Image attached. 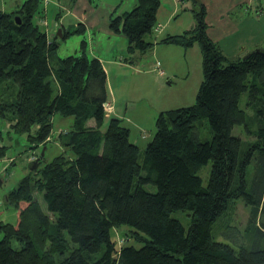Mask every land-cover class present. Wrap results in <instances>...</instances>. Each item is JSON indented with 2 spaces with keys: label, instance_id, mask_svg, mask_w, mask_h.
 <instances>
[{
  "label": "trees",
  "instance_id": "obj_1",
  "mask_svg": "<svg viewBox=\"0 0 264 264\" xmlns=\"http://www.w3.org/2000/svg\"><path fill=\"white\" fill-rule=\"evenodd\" d=\"M190 1L194 26L158 42L149 36L159 0H138L110 16L109 29L125 37L129 55L150 54L158 43L183 49L198 43L201 53L195 104L156 116L141 162L129 129L118 118L106 121V72L86 55L84 42L79 54L58 58L57 35L48 39L37 23L40 0L0 11V119L33 148L52 140L54 115L72 119L57 138L62 152L48 163L41 157L5 196L17 221L0 222V264H264V45L229 59L207 36L204 5ZM83 29H61V39ZM243 94L246 109L239 106ZM203 120L208 141L199 136ZM235 126L246 141L232 135ZM208 162L204 187L198 171ZM239 199L249 217L234 248L216 241L211 229ZM178 211L189 212L187 229L171 217ZM122 226L144 245L117 247L110 232Z\"/></svg>",
  "mask_w": 264,
  "mask_h": 264
},
{
  "label": "rangeland",
  "instance_id": "obj_2",
  "mask_svg": "<svg viewBox=\"0 0 264 264\" xmlns=\"http://www.w3.org/2000/svg\"><path fill=\"white\" fill-rule=\"evenodd\" d=\"M25 0H0V10L10 13L15 11ZM91 8L84 12L87 22L84 24L82 33H75L64 39L57 38L56 56L64 58L69 55L80 53L82 42H84V51L88 57L101 59L102 66L106 72L108 83V101H110L113 114L116 113L121 118V125L130 130V141H138L139 159L141 162L142 153L148 142L151 141L155 133L154 121L151 120L153 112L152 102L165 99V108L174 110L193 106L196 101V94L199 84L202 80L201 53L198 43H195L188 49L173 45L156 44L150 54L140 55L135 53L134 57L126 51V39L120 34L107 33L108 15L111 10L116 9L114 16L122 12L130 11L138 0H90ZM224 2L225 0H221ZM243 1V2H242ZM73 9H68L66 0H40L39 7L44 14V23L42 27L49 38L57 33L59 27L73 31L80 23L79 14L83 1L78 0ZM250 6L251 13L247 17L253 23L259 21L258 35H264V0H241L231 10L232 20L245 18L244 8ZM78 6L77 9H75ZM196 6L190 0H159V8L156 15V24L151 36L152 41L161 40L167 32L160 34L157 30L158 24L166 26L169 32L182 33L191 29L194 24L193 10ZM59 12V17L56 14ZM81 14V11H80ZM214 11L210 8L208 19L212 21ZM214 24V22L212 23ZM52 39V38H51ZM131 58V59H129ZM230 59V58H229ZM135 62L131 68L121 65L124 61ZM163 62L161 68L165 77L158 75L157 69L153 70L152 63ZM134 68H139L135 71ZM169 73H174L172 76ZM171 78V84L167 78ZM170 80V79H169ZM113 91V93H112ZM146 94V98H143ZM116 97V98H115ZM154 97V98H152ZM114 98V99H113ZM152 98V99H151ZM116 99V100H115ZM160 100V101H161ZM6 101V99H5ZM246 94L240 98L239 106L246 109ZM124 103H126L124 111ZM120 104H122L120 106ZM117 108L114 111V108ZM107 121V120H106ZM104 122L102 127L107 124ZM72 123L71 118H62L58 114L52 118V133L50 142L45 146L33 148L23 133L14 132L3 120L0 119V222L15 225L17 216L15 209L8 205L5 196L16 188L21 179L29 174L27 157L35 155L40 156L43 148L42 163H48L62 152V148L57 142L59 134L69 130ZM232 135L240 137L243 141L247 140V135L241 126H235ZM199 136L201 141L210 140V131L207 120H203L199 126ZM248 140H251L248 138ZM211 163L208 162L198 171V176L205 187L208 181V174ZM251 167L248 168L250 173ZM249 175V174H248ZM144 189L148 192H154L155 188L147 185ZM35 199L40 207L45 210V204L40 195L34 191ZM171 217L178 220L182 226L187 229L189 225V212L178 211L171 214ZM249 217V208L239 199L230 204L227 214L219 218L212 226L211 233L218 242L228 244L237 248L236 244L241 241L237 236L240 235L247 224ZM237 233V234H236ZM128 227H120L118 230L110 232V238L116 246H133L140 248L144 241L135 242L131 237ZM143 239H147L142 235ZM2 234L0 233V240ZM16 247V244L13 243Z\"/></svg>",
  "mask_w": 264,
  "mask_h": 264
},
{
  "label": "crops",
  "instance_id": "obj_3",
  "mask_svg": "<svg viewBox=\"0 0 264 264\" xmlns=\"http://www.w3.org/2000/svg\"><path fill=\"white\" fill-rule=\"evenodd\" d=\"M66 1L68 4V9H73L74 6H76L75 4L77 3L78 0H76L73 5H70L69 0H66ZM80 1H83V5L81 6L80 10L78 11V14H79L78 17H79V22H80L79 24H82L84 26L85 22H87V18L85 17L84 12L91 8V6H90L91 1L90 0H80ZM198 2L202 3L205 7V10H206L205 22L207 24V30H206L207 36L221 48L223 54L226 57H228L230 59H234L236 57H242V56L246 55L248 52L254 50L255 48H259V47H262L264 45V35L259 36L258 35L259 33L257 32L258 28H259L258 19L256 20L257 23H253L251 20H249L247 18L251 13L249 5L246 8H244V10H243V12L246 13L245 18L235 21V20H232V18L230 16L231 10L235 6H237L238 4H241V0H225L224 2H222L221 0H198ZM77 8H78V6L75 9H77ZM210 8H213V11H214L213 17L211 19L212 21H210L208 19V16H209L208 13H209ZM0 11L4 12L2 10H0ZM80 11H81V14H80ZM115 11H116V9L111 10L109 15H108V28H109L110 16ZM122 13H124V12H122ZM59 16L60 15L58 12L56 14V18H58ZM43 19H44V14H43V17L39 18L37 21L38 25H40L42 27L45 25ZM213 22H214V24H212ZM167 25H168V21H166L164 23V27H161L158 24L157 30L160 27V30L158 31V33L160 32V34H161L163 32H167L165 34V36H167V35L174 36V35H180L186 31V30L183 31L180 34L172 33L171 31L169 32V29L166 28ZM58 29H63L64 31H70L68 29H64L63 26L59 27ZM110 32L111 31L107 30V33H110ZM51 38H53V36ZM51 38H49V36H48V39H51ZM163 38L160 37V39H163ZM158 41L159 40L153 41V42H158ZM161 45H163V44H161ZM173 46H175V45H173ZM177 47H179V46H177ZM134 55L135 54H133L131 56L134 57ZM97 59L101 62V59H99V58H97ZM129 59H131V58H129ZM120 63H121V65H124L126 67L129 66L131 68V66H133V64L135 62L128 60V61H124V63H122V62H120ZM162 64H163V62H161V64H159V62L152 63L153 70L156 71L157 66L159 68H161ZM134 70L138 71V74H139V71H140L139 68H136V69L134 68ZM160 71L162 72V75H159V74L158 75L160 77H165L164 72L162 70H160ZM169 74H171L172 76H175L174 73H169ZM171 78H167L168 85H169V83L171 84ZM106 82H107V78H106ZM169 87H170V85H169ZM107 91H108V83H107ZM112 93H113V91H112ZM146 97L147 96L145 94V96L143 98H146ZM107 98H108V94H107ZM152 98H154V97H152ZM160 100L152 102V105L154 107H153V112L150 115H151V120H153V121L155 120L156 116L160 112L168 111V109H166L164 107L165 103H167V102H165V99L161 100V101ZM106 103H108V105L110 106V112L105 116L106 120L110 117H115V118L122 120L121 118L118 117V115L116 113H114L113 114L114 116H112V113H113L112 105H111L110 101H108V99H107ZM121 105L122 104H120V106ZM123 105H124V111L126 112L127 111V107L125 108L126 103H124ZM116 108H117V106L114 108V111ZM88 125L92 126L93 123L90 122ZM129 136H130V130H129ZM132 143H134L135 145L138 146L137 140L134 141V139H133Z\"/></svg>",
  "mask_w": 264,
  "mask_h": 264
},
{
  "label": "water",
  "instance_id": "obj_4",
  "mask_svg": "<svg viewBox=\"0 0 264 264\" xmlns=\"http://www.w3.org/2000/svg\"><path fill=\"white\" fill-rule=\"evenodd\" d=\"M56 35H57L58 38H61V29H58V30H57ZM255 49H258V48H255ZM248 53H250V52H248ZM248 53H247V54H248ZM247 54H246V55H247ZM246 55H244V56H242V57L245 58ZM44 150H45V148H43V150L41 151L40 156H39L38 158H36L34 161H32V162H30V163L28 164V169H29V171H35V170H36V168L38 167V165H39V163H40V159H41V157H43Z\"/></svg>",
  "mask_w": 264,
  "mask_h": 264
},
{
  "label": "built area",
  "instance_id": "obj_5",
  "mask_svg": "<svg viewBox=\"0 0 264 264\" xmlns=\"http://www.w3.org/2000/svg\"><path fill=\"white\" fill-rule=\"evenodd\" d=\"M154 31H156V28L154 29ZM156 69L158 71V74L162 75V72L159 70L158 66ZM104 108H105L104 110H105V116H106L110 112V106L108 105V103L105 104ZM35 157H36L35 155L27 157V162L30 163V162L34 161L36 159Z\"/></svg>",
  "mask_w": 264,
  "mask_h": 264
}]
</instances>
